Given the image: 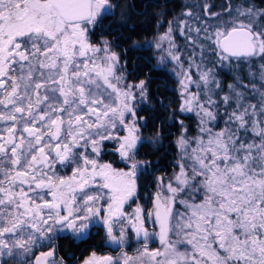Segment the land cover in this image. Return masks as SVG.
<instances>
[{"label": "snow or ice", "instance_id": "1", "mask_svg": "<svg viewBox=\"0 0 264 264\" xmlns=\"http://www.w3.org/2000/svg\"><path fill=\"white\" fill-rule=\"evenodd\" d=\"M114 7L112 0H0V264L27 257L50 233H83L100 220L116 245L134 231L140 264H264V8L226 0L217 12L205 3L204 18L187 29L194 51L187 68L169 52L183 70L180 111L194 112L197 130L189 134L180 121L178 171L158 178L152 211L137 205L128 215L144 168L136 159V102L147 88L143 80L125 83L111 42L91 38ZM171 31L161 37L170 44ZM218 66H245L249 77L237 76L219 101ZM105 140L117 142L126 170L98 159ZM148 219L157 225L152 232ZM153 239L161 247L150 249ZM53 256L24 264H50ZM132 260L92 253L83 264Z\"/></svg>", "mask_w": 264, "mask_h": 264}, {"label": "trees", "instance_id": "2", "mask_svg": "<svg viewBox=\"0 0 264 264\" xmlns=\"http://www.w3.org/2000/svg\"><path fill=\"white\" fill-rule=\"evenodd\" d=\"M114 9L112 12L99 23L92 34V40L94 43L99 44L101 38L108 39L113 50L119 54L121 62L124 64L125 71V53L130 47L129 37L132 38L133 47L137 45L147 43H158V46L154 52V56L157 58L165 59L170 61L173 68L180 72V78L177 81L167 72L160 70H149V75H162L163 78H146L141 75L139 77H128L129 80L135 84L137 81L143 80L145 87L147 88V99L143 100L142 106L137 111V114L144 118V123L156 124L160 122L161 128L157 129H142L143 134L157 135L162 140L161 148L153 147L151 143L141 141L137 146L136 159L140 161L144 166H149L150 170H154L158 164H166L168 159L170 165H166V172L164 173V180L172 178L173 174L178 171L177 160L178 151L176 148V139L181 134V124L188 129L189 134H194L197 130L198 118L194 112H181L180 108L183 106L184 96L181 88V77L183 70L179 68L177 62L171 58L169 52L179 54L180 61L185 65V69L191 62V57L194 56V51L191 43L186 39V35H189L187 29L188 26L195 27L199 24L197 17L204 18V9L202 5L208 3L214 5V9L217 12L221 11L226 6V0H112ZM239 0H234V3ZM259 8H264V0H253ZM193 13L192 16H187V11ZM185 21L186 23H181ZM171 26V38L172 44L168 40L161 39L169 31ZM181 29L184 30L185 35H181ZM194 36V33H191ZM100 39V40H99ZM174 45V46H172ZM152 52V53H153ZM135 68L141 73L145 70L150 69L149 64L142 66L141 61L135 62ZM210 66V65H209ZM253 71H256V66H253ZM193 79H196V69H192ZM217 79L220 82V88L214 89L215 95L213 99L219 101V97L230 92L229 85L236 84V78L239 76L248 82L247 68L240 66L236 68L218 66L215 69ZM127 75V74H126ZM160 94L161 107L157 104V98L154 96L155 90ZM196 91L195 87L190 89ZM201 98L204 97V92L200 93ZM253 103L256 102L254 98ZM230 107V106H229ZM227 109L223 106L219 109L217 117V126L223 127V119L226 115ZM111 145L116 147L117 143L112 144L110 141H103L102 148H106V151L101 156L106 162L114 164L117 168H121V161L118 162V157L115 152L111 150ZM141 175H139L140 177ZM138 177V178H139ZM149 177L144 178L143 183L148 181ZM140 182V178L137 179ZM139 188L137 193L140 194ZM152 205V204H151ZM96 223V222H95ZM71 235H75L73 231H70ZM57 240L65 243L73 248L70 239L66 235H60L56 237ZM131 245V244H129ZM139 245V244H138ZM155 248H159V243L155 241L153 244ZM152 245V246H153ZM78 247V246H76ZM75 247V248H76ZM154 248V249H155ZM135 252V250H133ZM130 250V252H133ZM137 251V250H136ZM87 253V252H85Z\"/></svg>", "mask_w": 264, "mask_h": 264}, {"label": "flooded vegetation", "instance_id": "3", "mask_svg": "<svg viewBox=\"0 0 264 264\" xmlns=\"http://www.w3.org/2000/svg\"><path fill=\"white\" fill-rule=\"evenodd\" d=\"M129 44L130 47L128 48V51L125 53V71L128 77H139L141 75L145 76L146 78H156L161 79L163 78L162 75H149V70H160L164 71V68H160L157 66V62L160 61L159 57H155L153 50L157 48L156 43H147V44H141L133 47L132 38L129 37ZM100 40V39H99ZM153 52V53H152ZM141 61L142 66L144 64H149L150 69L145 70L142 74L138 72V68L136 70L135 68V62ZM155 90V89H154ZM154 96L157 98V104L161 107V100H160V94L155 90ZM144 129H157L160 130L161 124L160 122L156 124H144ZM161 135V133H159ZM161 140V139H160ZM159 141V140H158ZM161 141L156 144L157 149L161 148ZM169 160H166V164H158L154 170H150L149 166H144L143 170L140 172L137 176V179L140 178V182H137V191L138 188L140 189L139 193L136 191V198H134L133 201H130L129 204H126L124 206V211L129 215V212L134 210L137 205L142 207L145 212H149L152 204V200L155 194V178L159 174L164 176V173L166 172V165L169 164ZM148 176L149 179L146 183H143L144 178ZM139 177V178H138ZM117 225V222L114 223V226ZM145 225H148L147 222H145ZM89 233L87 235H84L83 233H75V235H71V232H65L57 234L55 237H53L48 243L46 244H40L39 247H36L33 249V252L31 254H28L27 257L18 258V259H8V264H24V261H31L33 256H37L40 253H44L47 251L52 250L54 252V256L49 258L50 264H52V261H55L56 264H60V261H63V264H83V261L91 256L92 253H95L97 256L104 257V256H111L113 259L116 256L124 250L122 245H116L113 246L112 242L110 241L109 237L107 236V229L104 230L103 227L98 226L97 223L92 224L90 227ZM115 231V230H114ZM60 235H66L72 244L73 248L70 250V246H65V243L62 242L60 244V241L57 240L56 237ZM78 246V247H76ZM76 247V248H75ZM125 251V250H124ZM87 252V253H85Z\"/></svg>", "mask_w": 264, "mask_h": 264}, {"label": "rangeland", "instance_id": "4", "mask_svg": "<svg viewBox=\"0 0 264 264\" xmlns=\"http://www.w3.org/2000/svg\"><path fill=\"white\" fill-rule=\"evenodd\" d=\"M150 43H151V42H150ZM156 64H157L158 67H160V68H164L167 72H169V74H171V76H173V78H174L176 81H177V79L180 78V72H179L177 69L173 68V66H172V64H171L170 61H166L165 59L160 58V61L157 62ZM124 77H125V81H124L125 83L133 84V82H132L131 80L128 79V76L126 75L125 72H124ZM140 81H142V80H140ZM140 81H137L135 84H138ZM142 104H143V101H137V102H136V105H137V107H136V111L139 110V108L142 106ZM137 117H138V123L140 124L141 141L149 142V143H151V145H152L153 147H156V144L159 143V141H161V140L157 137V135H154V134H152V135H148V134H146V133L143 134L142 129H144V127H142V126H144V124H145V123H144V118H143L142 116L138 115V114H137ZM144 130H145V129H144ZM117 131H120V130L117 129ZM120 134L123 135V134H125V133H123V132L121 131ZM158 140H159V141H158ZM105 141H110L112 144H114V142H115V144L117 143L115 140H105ZM102 145H103V142H102ZM102 145H101V152H100V155H99L98 159H99L100 161H102V162H106L104 159L101 158V156H103L102 154L106 151V148H102ZM111 147H113V146L111 145ZM117 147H118V145H116V147L114 146L113 148H111V150H112L113 152H115V155H117V157H118V158H117V159H118V162L121 161V169H125V170H126V169H127V165L121 160V158H120V156H119V153L116 151V148H117ZM178 157H179V153H178ZM139 162H140V161H139ZM106 163H109V162H106ZM140 163H141V162H140ZM141 164H142V163H141ZM113 166H114V164H113ZM57 167L59 168L60 166L58 165ZM114 167H116V166H114ZM116 168H117V167H116ZM142 170H143V168L138 169V171H137V176L140 174V172H141ZM61 174H69V173H68V170H67V169H64L63 172H62ZM174 174H175V173H174ZM174 174H173V176H174ZM173 176H172V177H173ZM158 178H162V175L159 174V175L156 176V178H155V188H156V189H155V193H156V191H157V182H158ZM163 179H164V178H163ZM168 180H169V179H168ZM166 181H167V180H166ZM153 207H154V199L152 200V205H151L150 211H152ZM133 211H134V210L130 211V212H129V215H132ZM150 211H149V212H150ZM146 222H147L148 225H145V227H147V228L149 229L150 232H152L153 230H155V229L157 228V225H155L151 219L146 220ZM96 223L98 224V226L103 227L104 230L107 229V226L103 223L102 220H100L99 222H96ZM92 224H94V223H90V224H89V227H90ZM120 226H121L120 223L117 222V225L114 226V230L119 229ZM89 227H88L87 229L84 230V232H83L84 235H87V234L89 233V230H90ZM125 227L127 228L126 225H125ZM69 231H72V230H70V229H65V230H63V231L50 233L49 235L53 238V237H55L57 234L65 233V232H69ZM49 241H50V240L45 239V240H43L40 244H46V243H48ZM155 241H157V240H154V239H153V240H150V241L148 242V247H149L150 249H154V248H155V246L153 245V244L155 243ZM157 242H158V241H157ZM129 244H131V245H129ZM138 244H139V245H138ZM152 245H153V246H152ZM159 245H160V244H159ZM122 247L124 248L125 251H124V250L121 251V252L116 256V258L114 257V260L117 259V258L122 257V256L126 253L128 256L133 257V260L130 262V264H140V260L137 259V257L139 256V252L136 251V250L140 249V248H141V245H140L139 241L135 238V233H134V231H132L130 228H127V233H126V243H125L124 245H122ZM159 247H161V245H160ZM155 249H156V248H155ZM130 250H132V251L135 250V252H134V251H133V252H130ZM20 258L23 259V257H20ZM6 259L8 260L9 258H6Z\"/></svg>", "mask_w": 264, "mask_h": 264}, {"label": "water", "instance_id": "5", "mask_svg": "<svg viewBox=\"0 0 264 264\" xmlns=\"http://www.w3.org/2000/svg\"><path fill=\"white\" fill-rule=\"evenodd\" d=\"M112 245H113V246H116V244H113V243H112ZM47 252H48V251H47ZM39 255H40V254H39ZM39 255H37V256H39ZM48 259H49V258H48Z\"/></svg>", "mask_w": 264, "mask_h": 264}]
</instances>
